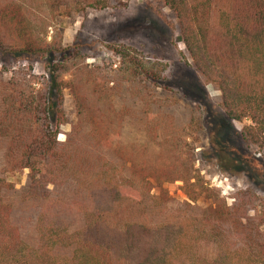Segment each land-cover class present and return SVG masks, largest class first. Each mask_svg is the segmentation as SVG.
Wrapping results in <instances>:
<instances>
[{
	"label": "trees",
	"instance_id": "1",
	"mask_svg": "<svg viewBox=\"0 0 264 264\" xmlns=\"http://www.w3.org/2000/svg\"><path fill=\"white\" fill-rule=\"evenodd\" d=\"M121 2L0 0L4 171H29L25 198L39 208L36 243L30 245L12 220L8 196L14 187L0 178V264H264V202L256 194L239 192L232 206L218 195L207 208L188 203L170 210L166 196L152 194L156 187L162 192L154 178L108 157L110 138L119 133L129 109L111 97L91 111L84 89L98 99L103 93L81 52L63 46L57 20ZM149 5L172 28L163 11L175 14L190 65L220 93L230 121L249 122L241 131L243 147L262 153L264 163V0H153ZM116 54L120 66L109 81L112 96L124 88L135 109L166 106L157 98L162 66L137 59L128 49ZM82 73L86 87L75 82ZM67 92L76 106L75 122L64 108ZM69 124L73 137L85 133L102 150L93 156L72 149L70 137L59 142L60 129ZM75 180L93 183L99 194L69 198L60 188ZM180 181L192 203L209 191L199 175L187 172Z\"/></svg>",
	"mask_w": 264,
	"mask_h": 264
},
{
	"label": "rangeland",
	"instance_id": "2",
	"mask_svg": "<svg viewBox=\"0 0 264 264\" xmlns=\"http://www.w3.org/2000/svg\"><path fill=\"white\" fill-rule=\"evenodd\" d=\"M150 1L153 0H122L119 5L103 11L87 10L72 18L57 20L63 46L81 52L84 65L94 71L97 90L103 93L98 99L84 89L91 102V111L104 107L111 97L116 104L125 103L129 109L119 133L110 138L114 142L108 157L129 162L133 169H140L149 178H154L162 192L156 187L152 194L166 196L170 210H183L188 203L194 209L207 208L218 195L227 206H232L237 194L244 191L256 194L264 202L262 153L248 151L241 139V131L249 122L230 121L225 116L220 107V93L207 85L190 65L189 55L179 40L180 29L175 14L168 9L163 11L173 22L172 28L150 7ZM124 49L130 50L137 59L162 66L164 72L157 85L160 93L157 98L166 102V106H153L148 111L142 107L135 109L131 95L124 88L112 96L113 84L109 81L112 72L120 66L116 50ZM36 70L40 73L42 67L38 66ZM85 79L86 75L82 73L75 82L86 87ZM64 108L69 120L75 122L76 106L68 92ZM88 129L86 123L84 132ZM85 133L73 137L69 124L60 129L58 140L64 143L70 137L72 149L77 147L94 156L102 149L96 148ZM117 144L119 147L115 148ZM187 172L192 176L199 175L200 184L209 190H203L197 203L190 202L185 185L180 181ZM28 174V170L5 172L0 149V178L14 187L8 196L12 220L23 240L34 245V225L39 208L25 198ZM60 189L69 198L99 194L93 183L77 180L63 184ZM159 208L161 217L163 206Z\"/></svg>",
	"mask_w": 264,
	"mask_h": 264
}]
</instances>
